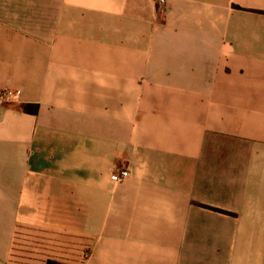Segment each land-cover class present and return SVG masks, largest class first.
I'll return each instance as SVG.
<instances>
[{"label":"crops","instance_id":"crops-1","mask_svg":"<svg viewBox=\"0 0 264 264\" xmlns=\"http://www.w3.org/2000/svg\"><path fill=\"white\" fill-rule=\"evenodd\" d=\"M0 94V264H264V0H0Z\"/></svg>","mask_w":264,"mask_h":264},{"label":"rangeland","instance_id":"rangeland-1","mask_svg":"<svg viewBox=\"0 0 264 264\" xmlns=\"http://www.w3.org/2000/svg\"><path fill=\"white\" fill-rule=\"evenodd\" d=\"M48 13H52V11L37 10V9L28 10V16H29V26H28V28H29L30 39H34V38H32V35L40 33V31L43 28H45V29L49 28V26H45V27L42 26L43 23L38 21V20L42 19L43 17H47ZM23 105H38L40 107V105L37 104V103L21 104L18 107L22 108ZM31 115H33V114H31Z\"/></svg>","mask_w":264,"mask_h":264},{"label":"built area","instance_id":"built-area-1","mask_svg":"<svg viewBox=\"0 0 264 264\" xmlns=\"http://www.w3.org/2000/svg\"><path fill=\"white\" fill-rule=\"evenodd\" d=\"M157 8H158V12L164 16L165 12H166V8H167V4H168V0H154ZM9 96V94H0V103H3L7 97ZM129 176V170L128 168H124V167H118L115 169L114 173L112 174V179L116 182H121L123 181L125 178H127Z\"/></svg>","mask_w":264,"mask_h":264},{"label":"trees","instance_id":"trees-1","mask_svg":"<svg viewBox=\"0 0 264 264\" xmlns=\"http://www.w3.org/2000/svg\"><path fill=\"white\" fill-rule=\"evenodd\" d=\"M22 109L24 112L28 114L36 115L39 112V106L38 105H23ZM47 264H63L54 260H49Z\"/></svg>","mask_w":264,"mask_h":264}]
</instances>
